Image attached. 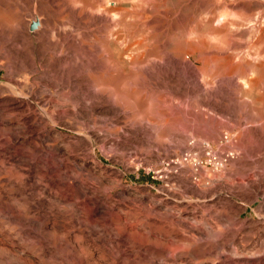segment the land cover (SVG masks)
<instances>
[{"label": "bare ground", "instance_id": "6f19581e", "mask_svg": "<svg viewBox=\"0 0 264 264\" xmlns=\"http://www.w3.org/2000/svg\"><path fill=\"white\" fill-rule=\"evenodd\" d=\"M13 1L22 8L18 0ZM20 1L29 4L26 14L31 16L30 23L22 20L9 26L0 19V68L8 77L0 83L1 98L5 99L0 106V218L16 226L9 225L18 228L23 238L30 240L33 248L54 264H154L155 261L167 264V259L173 261L170 264H179L176 260H184L186 256L193 260L200 246L195 237L168 236L164 224L175 232L183 225L168 210L159 212L154 208L152 214L146 215L148 204L135 200L132 205L138 203V210L125 218L118 211L109 220L102 202L113 201L114 189L103 192V175L88 167L92 158H98L94 145L100 142L103 149L109 144L103 131L94 125L100 118L118 121L137 117L126 108L132 95L126 88L128 85L182 88L196 98L197 106L212 113L207 116L206 110H199L196 114L199 122L208 118L215 123L206 130V124L211 123L204 121L206 131L202 133L195 124L198 139L218 145L222 153L226 149L238 150L240 161L227 158L226 162L240 166L241 170L234 174L241 180L249 179L243 169L264 165L263 156V160L258 159L264 152V15L253 14L254 7L264 5V1L218 0L213 4V0H207V5L214 8L220 5L224 10L202 25L200 31L186 27L183 0ZM194 1L199 4V0H188ZM0 3L14 6L7 0ZM17 13L16 10L14 14ZM58 24L67 28L60 29ZM183 32L194 36L183 37ZM64 51L69 54L64 55ZM208 80L212 84L203 89ZM20 108L23 111L19 110L20 116L10 111ZM216 115L223 122L216 120ZM154 116L162 119L163 115ZM235 128L244 139L237 137L220 145L221 129ZM123 130L129 136L148 134L144 125L135 123ZM111 140L110 151L128 143ZM153 147L170 156L169 150L152 144L146 153L149 159L161 158ZM194 162L174 161L179 182L191 184ZM113 170L109 166L105 172L118 173ZM209 173L213 177L209 171L206 174ZM259 174L252 176L262 180L264 171ZM248 179L242 196L250 201L261 187L257 181ZM184 190L183 193L198 192ZM174 198L163 190L155 199L164 206L175 203L183 213H193L189 202ZM211 199L215 201L212 205L222 204V208L231 201L217 192ZM225 223L227 230L239 226L232 219L228 222L226 219ZM198 224L190 227L203 229V224ZM240 226L248 230L260 227L264 234V219L250 224L244 221ZM2 238L9 240V235ZM5 249H0V263L7 258L11 264H17L20 253L11 246ZM58 259L64 261L58 263Z\"/></svg>", "mask_w": 264, "mask_h": 264}, {"label": "rangeland", "instance_id": "374dc122", "mask_svg": "<svg viewBox=\"0 0 264 264\" xmlns=\"http://www.w3.org/2000/svg\"><path fill=\"white\" fill-rule=\"evenodd\" d=\"M7 1L9 3H14L13 0H7ZM206 1L207 0H199V4H198V1H194V3H189L188 0L182 1V6L184 7V11L187 12L185 15H188L187 17L184 15L183 17V21L184 23H186L185 25H187L186 27H189L192 29L194 28L196 31L197 30L200 31L202 25H204L207 21H210L212 18H215L216 16H218V14L222 10H224L223 6L220 7V5H217V6L215 5V8H214L213 7L214 5H210V4L207 5L205 3ZM18 2L20 5H22V8L17 7L15 3H14V6H11V7L4 6L0 3L1 4L0 5V19L4 21L5 23H7V25L9 26L18 25L17 23H19L22 20L28 21L29 23L31 21V16L28 14L29 15L28 17L26 14V13H29L27 11L28 10L27 7L29 4H26L20 0H18ZM217 3H218V0L216 1L213 0V4H217ZM205 4L207 5V7ZM14 10L15 11L17 10L18 13L14 14L15 12ZM253 14L254 15L255 14L264 15V5L260 7L259 6L254 7ZM23 15H26V16H23ZM193 19L194 21H192ZM48 27L50 28L51 26H48ZM57 27L58 28L61 27L60 29H63V28L65 29L67 28V25L58 24ZM193 34L192 36H194ZM186 35L189 37H192L191 34H187L186 32H183V37ZM51 38H52V35H51ZM63 54L68 55L69 53L67 51H64ZM5 75H6L5 70L0 68V83L6 80V78L8 79V77L7 76L5 77ZM204 84H203V87H204L203 89H206L207 87H209V85L212 84V81L208 80L206 84L205 85ZM126 88H128V91L132 93L133 95V96L131 95L130 97L131 105L130 104L127 105L126 108H128L131 111V113H136L138 118L133 117L129 120L121 118L118 121H113V120H108V119H103V118L98 119L94 126L95 127L97 126L96 129L100 128L103 131V135L106 136L107 142L109 144L105 148L101 149L102 144L100 142H98L99 144L96 143L94 145V148L97 151L98 158H92L90 162L88 163V167L91 166L92 168H94L93 172L95 173L97 172V174L103 175L102 178L105 183L103 187V192H107V188L112 187L114 189V192L111 194L112 196L111 199H113V201L110 200V201L102 202L103 210L107 214L109 220L112 219V216L115 215L118 211L121 213L122 218H125L126 215L133 213L135 210H138L139 208L138 206H136L138 205V203H136L135 206L132 205L133 201L136 200V201H139L140 203L142 202V203L148 204V206L146 207L147 208L146 215H150V213L152 214L153 212L152 209L154 208H156V210H158L159 212L168 210L169 213H171L174 216V219L176 221L182 222L183 225L181 226V228L176 230V232L172 230L171 226L168 227L167 224H164L165 228L167 229L169 237L171 236V238H175V239L181 238V237L187 238V239H189L190 237H195V239L197 240L198 245L200 246L201 252L198 251L199 253L197 254L195 258H193V260L189 259V257L186 256L185 257L186 259L180 260V261L178 259L176 260V263L179 262V264H264V243H263L264 234L262 233V230L260 229V227H257V229L255 228L252 230H248V228H245V227L242 228L240 226L242 225V223H244V221L246 224H250L254 222L256 223L264 219V204H262L264 203V192H263L264 191V187H263L264 177L262 178V180H259L260 178L257 175L252 176V174L254 175V173L257 174L258 172H260L261 174V172L264 171V165L260 163V165L256 166L257 169L253 168L252 170H250L249 167H246L248 171L242 168L243 169L242 171H245V173L250 176L249 179L253 180L254 182L257 181L256 184H259V186L261 187L259 188V192L253 198V200L252 199L250 201L246 200L245 198H243L242 195H243V187L245 189V187L247 186L246 184L249 183L247 181L248 178H244V180H241L240 177L235 175L238 171L241 170L240 166L236 164L232 165L231 163L227 164L226 162L227 158L232 159V161L235 160V162L237 161L239 162L240 160L238 159V157L240 155V152L235 149H231V150L226 149L225 153L224 152L222 153V151L218 148V145L209 144V143L205 144L204 142L202 143V141L198 139L195 133L196 127H197L196 130H198V132L200 133H202V131H206L207 129H209L208 128L209 126L210 128L214 127V125L212 124H215V123L210 122L211 120H209L207 117H206L207 119L203 121L200 120V122L198 121L199 119L196 117L197 116L196 114H198L199 110H206L207 116H210L209 114H212V113L209 109H206L205 107L203 108V106L202 107L197 106L198 104H196V98L194 96H190L189 93L187 94V91L184 92L185 90L179 87L175 88L174 86L173 87L166 86V87L158 88L152 85H143V86L137 85L136 86L135 84H132V85H128ZM1 96L2 95L0 93V106L1 104H4L5 102V99L1 98ZM59 101L60 102L62 101L61 103L62 104L65 103L64 105L67 106V103L63 99L60 98ZM21 109L22 108L17 109V110L16 109L10 110V111H14L12 114L20 116L21 113H23ZM19 110H21L22 112L20 113ZM15 111L16 112L19 111L18 112L19 115L15 113ZM180 111L183 112L182 113L183 117L181 116ZM185 112H187V114H185ZM158 113L160 114L162 113L164 117L162 116V119L155 118L154 114L156 115ZM193 113L195 115H193ZM139 114H141L140 115L141 117L142 115H144L145 119L144 120L143 118L140 119L141 117H139ZM188 114H190L189 117L185 116ZM186 117H187V120L185 119ZM216 117H217L216 120H218L219 116L216 115ZM221 120L222 118L221 119L219 118L218 121L221 122ZM204 121L205 123L210 122L212 126L209 125L208 123L206 124L207 125V127L205 128L206 130H204V127H205ZM260 122L263 124V121H260ZM133 123L138 124V125H144L147 128L146 131L148 134H146L145 136L143 135H140V136L130 135L129 136V134L124 132L123 128L126 125L133 124ZM188 123L189 125H192V126H189ZM201 123L203 126L201 125ZM261 123L260 124L258 123V125L260 126ZM157 124L158 126H161V127L155 128ZM186 125H188V127H186ZM193 126L195 127V129ZM191 127H192V130H191ZM201 127L203 128V130ZM63 133H65V131ZM220 134L223 138L220 144L222 146H224V143L226 145L227 141L229 142L233 140L235 141L237 137L238 139L243 138L241 131L236 128L233 130L221 129ZM124 137L128 138V140L125 141ZM111 139L113 140L115 139L116 141L120 143L122 142H125V143L128 142V143L125 146H122L120 148H115L117 150H114L113 148L112 151H110L111 149L110 142L112 141ZM190 142L191 144H189ZM151 143L157 144L163 147L164 149L169 150L170 151L169 154L171 157L169 155L165 156L163 150L157 147H153L152 149L154 153L160 156L161 158L158 161L149 159L146 153L147 151H149L148 149H151V145H152ZM194 144L196 145L194 146ZM244 144L247 146L246 142ZM107 148L109 149V151ZM187 148H188V152H187ZM236 151H238V153ZM235 152L237 154H235ZM218 156L221 158V160ZM258 156H259L258 159H260V161L261 159L263 160L264 152H261V154H259ZM234 157L236 158L234 159ZM185 158L188 159L189 161L194 160L196 162V163L194 162V165L196 168L194 170V174H193L194 176H193V180L191 181V184L179 182L178 179L175 178L178 168L173 166L174 161L176 163L178 159L182 161V160H186ZM109 166H112L114 169L113 171L117 170L118 173H114L110 175L109 172H105V169L108 168ZM198 169H201L203 173L201 170H198ZM208 171L211 172V175L214 174L213 177L210 176V173L209 175L206 174L208 173ZM198 172L201 175L198 174ZM221 172L223 174H221ZM223 175H224V178H223ZM235 177L238 179H236ZM254 177L256 180L254 179ZM195 183L198 185L196 186ZM226 183L227 185L225 187L224 184ZM218 184H219V187L217 188ZM221 186H222V189H221ZM227 186L228 187L230 186L229 188L232 187L231 190ZM213 187L215 188V190ZM183 188L189 189L193 192L198 190V192H194V194L183 193L185 191ZM223 188H225L224 191H222ZM163 190H167L168 193L171 196L176 197L174 199L178 201L181 200L186 203L189 202V205H191L194 208L193 213L192 214H190L189 212L183 213L182 210H180L182 209L180 205L177 207L175 203L166 204L165 206L164 204H160V202L155 198H156V195L159 194V192ZM215 192H217V194L225 195L227 199L231 200L230 201L231 204L228 203V205L226 206L223 205V208H222V204H220L221 206L212 205V203L214 204L215 201H213L211 197H212V194H215ZM206 197L207 198L209 197V198L207 199ZM116 201H119V204H117ZM245 201L246 202L248 201L247 204H245ZM205 208L207 210H205ZM226 219H227V222L229 221V219L230 220L232 219L236 223V225H239L236 227L238 228L241 227L242 229L237 228L238 230L235 231V228H236L235 227L234 230L233 229L227 230L225 228L228 225L225 223ZM3 221H4V218L1 217L0 218V249H5V248L8 249L10 246L13 248V250L16 249L17 251L16 250L14 251L20 253V255H18L17 264H54V263H51L50 261H47V259L43 257L41 252L35 250L33 248L34 244L33 243L31 244L30 240L24 239L23 235L18 230V228H14V229L11 228V227H16V226H11L10 224L4 223ZM192 224L193 225L203 224V229H198L195 227L192 229L190 227V225ZM4 228L6 229V231H4L5 230ZM9 230H10V233H9ZM13 231L16 232L17 234L14 233ZM8 235H9V238H8ZM16 235H18V237H16ZM2 236L7 237L11 241V243L9 240H6V241L2 240L3 239ZM11 236H13L14 238ZM229 241L232 243H230ZM52 249L53 248L50 246L49 250H52ZM32 251H35V253ZM4 259H6L7 262ZM4 259L1 261L0 264H8V263L11 264V262H9L10 259H7V258H4ZM167 260H165V263L167 264H170L171 262H173L171 259H167ZM62 261L64 260L58 259V263ZM160 263L164 264L163 261H160V262L155 261L154 264H160Z\"/></svg>", "mask_w": 264, "mask_h": 264}]
</instances>
